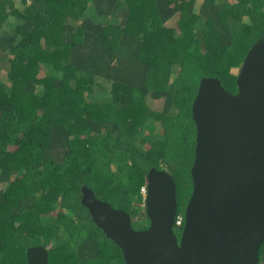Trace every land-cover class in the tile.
I'll return each mask as SVG.
<instances>
[{
	"label": "trees",
	"instance_id": "1",
	"mask_svg": "<svg viewBox=\"0 0 264 264\" xmlns=\"http://www.w3.org/2000/svg\"><path fill=\"white\" fill-rule=\"evenodd\" d=\"M263 35L264 0H0V264L36 245L48 264H127L82 187L149 223L158 167L185 212L199 83L236 92Z\"/></svg>",
	"mask_w": 264,
	"mask_h": 264
},
{
	"label": "water",
	"instance_id": "2",
	"mask_svg": "<svg viewBox=\"0 0 264 264\" xmlns=\"http://www.w3.org/2000/svg\"><path fill=\"white\" fill-rule=\"evenodd\" d=\"M226 89L203 77L192 104L196 123L192 193L180 237L175 180L166 169L147 173L148 226L82 187L92 220L122 251L127 264H258L264 242V35L249 48ZM48 264V248L30 246L26 263Z\"/></svg>",
	"mask_w": 264,
	"mask_h": 264
},
{
	"label": "built area",
	"instance_id": "3",
	"mask_svg": "<svg viewBox=\"0 0 264 264\" xmlns=\"http://www.w3.org/2000/svg\"><path fill=\"white\" fill-rule=\"evenodd\" d=\"M147 186L144 185L141 187V192L143 193L144 197L146 195ZM185 223V212H177L175 215L174 227L178 229H182Z\"/></svg>",
	"mask_w": 264,
	"mask_h": 264
},
{
	"label": "rangeland",
	"instance_id": "4",
	"mask_svg": "<svg viewBox=\"0 0 264 264\" xmlns=\"http://www.w3.org/2000/svg\"><path fill=\"white\" fill-rule=\"evenodd\" d=\"M185 208H186V206H185ZM132 223H133L134 228H136V229L143 228L145 225H148L147 219H145V221L140 223V221L138 222V219H135V218L133 219V217H132ZM178 231H181V230H178ZM178 231H177V233L180 234V232H178Z\"/></svg>",
	"mask_w": 264,
	"mask_h": 264
},
{
	"label": "flooded vegetation",
	"instance_id": "5",
	"mask_svg": "<svg viewBox=\"0 0 264 264\" xmlns=\"http://www.w3.org/2000/svg\"><path fill=\"white\" fill-rule=\"evenodd\" d=\"M148 225H146V227H147ZM178 237H180V234L178 235Z\"/></svg>",
	"mask_w": 264,
	"mask_h": 264
}]
</instances>
